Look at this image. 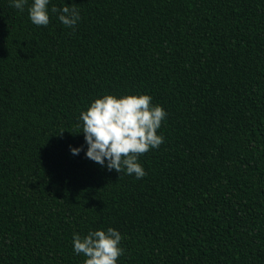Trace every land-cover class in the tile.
I'll use <instances>...</instances> for the list:
<instances>
[{"label":"trees","instance_id":"obj_1","mask_svg":"<svg viewBox=\"0 0 264 264\" xmlns=\"http://www.w3.org/2000/svg\"><path fill=\"white\" fill-rule=\"evenodd\" d=\"M32 3L0 0V264H83L73 234L109 227L117 264H264V0ZM106 94L167 113L141 179L85 155Z\"/></svg>","mask_w":264,"mask_h":264},{"label":"clouds","instance_id":"obj_2","mask_svg":"<svg viewBox=\"0 0 264 264\" xmlns=\"http://www.w3.org/2000/svg\"><path fill=\"white\" fill-rule=\"evenodd\" d=\"M27 0H11V6L23 12ZM49 0H33L27 8L30 21L36 26H47L50 22ZM51 13L58 14L59 21L74 28L80 20L75 7H51ZM167 113L160 105L152 104L147 94L116 97L106 94L94 99L86 111L80 113L82 132L87 144L88 159L105 166L109 171L125 172L141 179L147 175L138 157L163 142L158 129ZM73 155L79 148H70ZM122 235L116 229L90 230L81 237L74 233L73 251L84 257L83 264H117L123 254L120 246Z\"/></svg>","mask_w":264,"mask_h":264}]
</instances>
